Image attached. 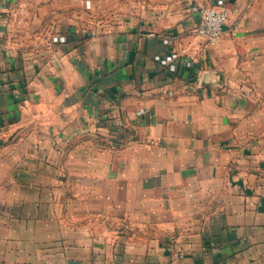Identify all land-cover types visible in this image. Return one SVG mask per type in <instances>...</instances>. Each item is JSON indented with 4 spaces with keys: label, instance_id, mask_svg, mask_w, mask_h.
<instances>
[{
    "label": "crops",
    "instance_id": "crops-1",
    "mask_svg": "<svg viewBox=\"0 0 264 264\" xmlns=\"http://www.w3.org/2000/svg\"><path fill=\"white\" fill-rule=\"evenodd\" d=\"M0 264H264V0H0Z\"/></svg>",
    "mask_w": 264,
    "mask_h": 264
},
{
    "label": "built area",
    "instance_id": "built-area-1",
    "mask_svg": "<svg viewBox=\"0 0 264 264\" xmlns=\"http://www.w3.org/2000/svg\"><path fill=\"white\" fill-rule=\"evenodd\" d=\"M195 33L207 44H216L222 37L228 20L224 6L200 7Z\"/></svg>",
    "mask_w": 264,
    "mask_h": 264
}]
</instances>
